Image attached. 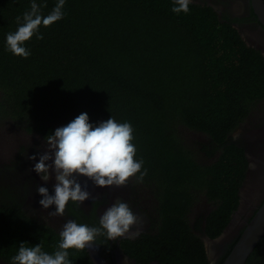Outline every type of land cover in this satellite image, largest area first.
Masks as SVG:
<instances>
[{
	"label": "trees",
	"instance_id": "obj_1",
	"mask_svg": "<svg viewBox=\"0 0 264 264\" xmlns=\"http://www.w3.org/2000/svg\"><path fill=\"white\" fill-rule=\"evenodd\" d=\"M209 12L172 0H0V119L43 140L69 126L85 139L112 137L147 179L157 164L169 218L142 251L159 264H207L182 208L189 214L197 190L206 191L217 211L194 225L205 222L209 239L217 237L247 166L231 144L201 170L186 157L180 126L224 144L264 100L260 57ZM190 186L199 187L195 197L185 196ZM19 221L0 224V234L23 255L90 264L55 249L52 236L37 242ZM262 242L247 264H264Z\"/></svg>",
	"mask_w": 264,
	"mask_h": 264
},
{
	"label": "flooded vegetation",
	"instance_id": "obj_2",
	"mask_svg": "<svg viewBox=\"0 0 264 264\" xmlns=\"http://www.w3.org/2000/svg\"><path fill=\"white\" fill-rule=\"evenodd\" d=\"M172 1L210 11L211 16L215 17L220 25L230 27L240 41L260 57L264 68V27L254 14L250 0ZM253 107L254 110L250 109L243 122L236 124L227 134L224 144L217 140L215 143V139H211L206 133L187 131L189 129L182 126L179 128L182 134L186 132L182 142L185 154H188L186 157L203 171L218 162L223 145L233 144L241 149L247 166L238 187V199L244 182L251 179L252 175L254 177L251 159L260 158L264 151V100L255 102ZM58 130L49 140L63 135V149L66 154L73 156L69 160L79 171L93 176L106 174L104 178L107 179H104L103 187L108 190L127 187L128 193L119 200V223L116 224L107 215L106 210L111 201L106 192L96 194L95 191L86 190L84 195L80 184L66 183L59 189L54 190L51 187L37 201H29L27 190L19 193L14 187L10 188L0 181V224L4 227L11 226L15 224V220H20L18 224L26 225V228H21L34 233L36 236L33 238L37 242L43 240L45 235L52 236L56 241L53 247L59 250L68 249L67 252L69 251L76 262L86 259L90 264H159V260L156 263L153 259H144L142 248L161 234L165 220L169 218L165 185L161 183L166 181L162 180L164 176L158 175L160 167L157 164L153 167L150 175L155 177H141V172L144 171L137 169L141 165L134 164V159H130L128 154L124 157L119 143L112 137L99 135L97 139H85L78 136L70 126L63 128L62 132ZM181 133L179 134L182 136ZM32 135L42 138L37 133ZM10 144L12 149L17 148L14 159L11 163L8 162V167L21 168L28 165L31 154L39 143L18 147L10 140ZM217 147L219 149L215 150ZM260 160L264 165V157ZM261 171V178H264V167ZM1 175L0 169V177ZM2 189L10 194L2 193ZM205 193L206 191L197 190L195 203L187 206L188 210L191 208V212L182 214L183 220L189 226V232L193 237L197 236L195 239L204 254V242L209 238L206 234L208 231L205 230L204 221L202 226L198 222L194 225V221L200 216H209L213 211H217L215 204L219 203L209 202ZM263 201L264 197L259 203ZM235 211L236 209L232 215ZM4 220L8 221L4 224ZM225 227L224 225L216 236H219ZM2 236L3 234H0V264H45L43 260L40 263L32 256L23 255L20 248L22 245L18 244L14 248L11 242H3ZM52 241L49 242L50 245ZM262 241L264 237L260 242ZM263 255L264 242L261 244L259 257ZM206 263L208 264L207 258Z\"/></svg>",
	"mask_w": 264,
	"mask_h": 264
},
{
	"label": "water",
	"instance_id": "obj_3",
	"mask_svg": "<svg viewBox=\"0 0 264 264\" xmlns=\"http://www.w3.org/2000/svg\"><path fill=\"white\" fill-rule=\"evenodd\" d=\"M250 1L254 14L264 27V0ZM7 126L8 124L1 126L0 133ZM10 126L13 127L12 124ZM14 128L13 131L17 132L15 133L17 135H9L13 138L6 137L3 142L0 140L1 174L6 175L10 180L9 183L5 182V184L10 188L14 187L19 193L27 190L29 201H37L51 187L54 190L59 189L66 183L80 184V190L84 195L86 190L87 192L95 191L96 194L106 192L111 201L106 210L107 215L110 220L116 224L119 223L120 218L117 209L119 208V200L128 193L127 187H115L108 190L103 187V181L107 179L104 178L106 174L93 176L79 171L69 160L73 156L66 154L63 149V135L47 141L36 135L28 134L21 128L15 126ZM10 140L18 147L39 143L34 148L36 150L32 152L29 163L25 167H8V162L11 163L14 159L17 148L12 149ZM261 154L260 158L251 157L250 164L253 165L254 177L251 174L253 179L244 182L236 211L231 215L223 232L213 239H206L204 242L208 264H246L264 237V201L259 203L264 197V178H261V170L264 165L260 160L264 157V151Z\"/></svg>",
	"mask_w": 264,
	"mask_h": 264
},
{
	"label": "rangeland",
	"instance_id": "obj_4",
	"mask_svg": "<svg viewBox=\"0 0 264 264\" xmlns=\"http://www.w3.org/2000/svg\"><path fill=\"white\" fill-rule=\"evenodd\" d=\"M3 125H6V123L4 122H2V120L0 119V127L1 126H3ZM15 128H14V126L11 128V126H10V124H8V126L7 127H5L4 128V130L2 131V133H0V140L3 142V141H5L6 140V137L8 138L9 137V135H17V134H15V133H17V132H14L13 130H14ZM12 136H10L9 138H13ZM11 140H13V139H11ZM139 165H141V164H139ZM141 166H143V165H141ZM141 166H138L137 167V169L138 170H141V171H144V172H146V170H145V168L144 167H141ZM0 181L3 183V184H5V182L6 183H9V177H7L6 175H1V177H0ZM199 187H200V185H199ZM198 187V188H199ZM197 188V189H198ZM195 187H187V189L184 191V192H186L187 194L185 195V196H191V195H193L194 194V197H195V195H196V190H197ZM5 189H2V193H4V194H10V192L9 191H4ZM193 213H194V211H193ZM182 214L183 215H185L186 214V206H184L183 208H182Z\"/></svg>",
	"mask_w": 264,
	"mask_h": 264
}]
</instances>
